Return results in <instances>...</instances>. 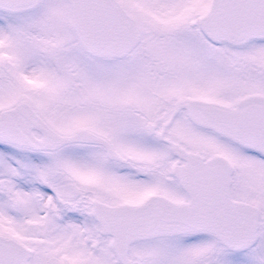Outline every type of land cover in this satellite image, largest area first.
Returning <instances> with one entry per match:
<instances>
[{"label":"snow or ice","instance_id":"1","mask_svg":"<svg viewBox=\"0 0 264 264\" xmlns=\"http://www.w3.org/2000/svg\"><path fill=\"white\" fill-rule=\"evenodd\" d=\"M0 264H264V0H0Z\"/></svg>","mask_w":264,"mask_h":264}]
</instances>
